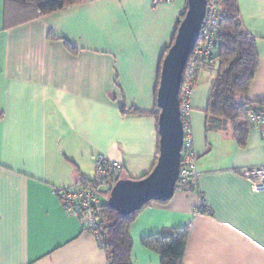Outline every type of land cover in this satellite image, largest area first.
Segmentation results:
<instances>
[{
    "label": "crops",
    "instance_id": "crops-1",
    "mask_svg": "<svg viewBox=\"0 0 264 264\" xmlns=\"http://www.w3.org/2000/svg\"><path fill=\"white\" fill-rule=\"evenodd\" d=\"M239 6L259 54L250 89L237 95L252 109L264 106V0ZM186 8L183 0H87L26 18L0 0V264H108L101 237L63 209L57 192L86 185L99 154L121 163L125 178L154 168L158 119L135 110L157 105L163 57ZM213 83L198 73L197 187L136 215L133 264H161L144 242L178 228L190 231L184 264H264V191L245 175L264 164V126L249 124L244 144L230 124L209 130ZM201 195L207 212L196 213Z\"/></svg>",
    "mask_w": 264,
    "mask_h": 264
},
{
    "label": "trees",
    "instance_id": "trees-1",
    "mask_svg": "<svg viewBox=\"0 0 264 264\" xmlns=\"http://www.w3.org/2000/svg\"><path fill=\"white\" fill-rule=\"evenodd\" d=\"M6 1L9 4L14 2L21 10H25L27 18L29 16L49 15L87 0ZM218 1L224 18L221 23L215 57L217 76L214 78L206 111L207 127L209 130H223L230 124L235 138L240 144H244L249 132L248 113L250 108L249 102H239L237 95L244 94L250 89L259 65V54L256 38L244 28L239 0ZM187 9L188 4L182 19H184ZM176 35L177 31L164 54L163 60L174 43ZM67 45L73 50L71 45ZM191 57L183 73L182 87L186 81H191L196 86L198 73L201 72L199 67L193 63ZM261 103L264 104V101ZM135 112L152 114L157 119L160 115L158 105L149 112L137 110ZM152 202L145 204L140 210L130 215H122L113 209L108 201L102 204L100 237L107 252L108 264H133V240L130 236V226L136 215ZM189 236L190 231L188 228H178L173 229L167 235L160 233L151 236L144 243L160 255L161 264H184Z\"/></svg>",
    "mask_w": 264,
    "mask_h": 264
},
{
    "label": "built area",
    "instance_id": "built-area-1",
    "mask_svg": "<svg viewBox=\"0 0 264 264\" xmlns=\"http://www.w3.org/2000/svg\"><path fill=\"white\" fill-rule=\"evenodd\" d=\"M175 1L177 0H153V3L161 5ZM223 18L219 1L207 0L200 38L191 54L193 63L199 67L200 71L209 73L212 78L217 76L215 57ZM195 89L196 86L191 81H186L179 97L184 142L180 175L175 186L176 191L191 192L197 187L198 156L195 150L192 123V101ZM248 121L253 128L264 126V106L250 109ZM262 137L264 139V132ZM245 175L252 182L254 192L264 191V164L247 169ZM124 178L125 169L121 163L109 160L105 155L99 154L95 162V176L86 185L57 192V195L61 197L62 207L69 215L78 217L85 230L100 237L102 195H110L112 188ZM202 212H207V208L201 195L196 213Z\"/></svg>",
    "mask_w": 264,
    "mask_h": 264
},
{
    "label": "water",
    "instance_id": "water-1",
    "mask_svg": "<svg viewBox=\"0 0 264 264\" xmlns=\"http://www.w3.org/2000/svg\"><path fill=\"white\" fill-rule=\"evenodd\" d=\"M187 4L185 17L161 67L157 91L160 109L157 163L141 179L124 178L118 181L107 200L122 215H130L152 201L167 202L176 191L184 142L179 96L184 70L200 38L207 0H187Z\"/></svg>",
    "mask_w": 264,
    "mask_h": 264
},
{
    "label": "rangeland",
    "instance_id": "rangeland-1",
    "mask_svg": "<svg viewBox=\"0 0 264 264\" xmlns=\"http://www.w3.org/2000/svg\"><path fill=\"white\" fill-rule=\"evenodd\" d=\"M183 1L185 2V1H187V0H183ZM202 74H204V73H202ZM109 197H110V195L107 194L106 196H104L103 200L107 202V200L109 199Z\"/></svg>",
    "mask_w": 264,
    "mask_h": 264
}]
</instances>
